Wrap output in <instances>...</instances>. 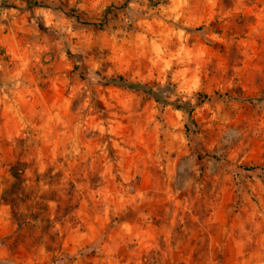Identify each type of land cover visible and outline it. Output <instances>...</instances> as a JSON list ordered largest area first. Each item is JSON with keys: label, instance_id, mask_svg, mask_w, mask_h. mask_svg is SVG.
Returning a JSON list of instances; mask_svg holds the SVG:
<instances>
[{"label": "rangeland", "instance_id": "1", "mask_svg": "<svg viewBox=\"0 0 264 264\" xmlns=\"http://www.w3.org/2000/svg\"><path fill=\"white\" fill-rule=\"evenodd\" d=\"M154 1L0 0L1 262L264 264V0Z\"/></svg>", "mask_w": 264, "mask_h": 264}, {"label": "trees", "instance_id": "2", "mask_svg": "<svg viewBox=\"0 0 264 264\" xmlns=\"http://www.w3.org/2000/svg\"><path fill=\"white\" fill-rule=\"evenodd\" d=\"M152 1V0H151ZM153 3L155 5H159L162 3V0H156ZM35 7H41V5L38 2H32L28 5V9L32 10ZM9 8H15L14 6H9ZM69 58H71L74 62V71L79 73V76L82 80H89V82L94 84H100L104 86H114V87H122L125 89H131V90H138L143 93H146L150 95L158 104H160L163 108L166 106H174L176 109L186 111L187 113L191 114L192 110L189 108V104H178L177 102H170L166 98H164L163 94L166 92L167 88L159 87L157 90L153 89L148 84H142V83H135L128 81L122 77H107L102 75L99 71L84 67L82 65L81 60L79 57L75 54L69 53ZM229 98L232 99L233 97L226 93V94H216V98ZM198 98L201 101H211L214 99L213 96L207 95V94H199ZM187 133H190V126H186ZM27 165L22 162H16L12 164L9 168L10 175L13 179V182L7 190H5L0 197V201L4 203L5 205L9 206L11 208L12 216L14 219L17 220V212L15 211L16 205L19 203L20 196H22V193L24 191V186L26 183V179L24 177V174L26 172ZM257 169V167L253 166H246L245 170L247 171H253ZM19 227L22 226L21 223H18ZM0 264H8L7 262H1Z\"/></svg>", "mask_w": 264, "mask_h": 264}]
</instances>
